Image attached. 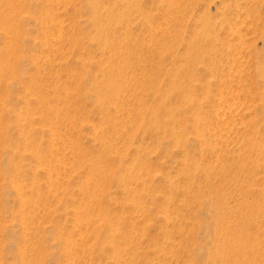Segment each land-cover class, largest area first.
I'll list each match as a JSON object with an SVG mask.
<instances>
[{"label":"rangeland","instance_id":"obj_1","mask_svg":"<svg viewBox=\"0 0 264 264\" xmlns=\"http://www.w3.org/2000/svg\"><path fill=\"white\" fill-rule=\"evenodd\" d=\"M0 264H264V0H0Z\"/></svg>","mask_w":264,"mask_h":264}]
</instances>
